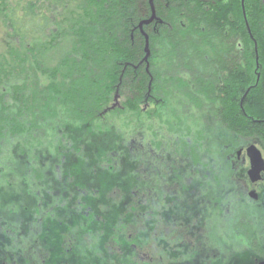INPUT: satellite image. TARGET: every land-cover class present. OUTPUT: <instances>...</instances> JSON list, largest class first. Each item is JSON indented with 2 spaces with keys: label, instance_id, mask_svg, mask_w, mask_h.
<instances>
[{
  "label": "trees",
  "instance_id": "obj_1",
  "mask_svg": "<svg viewBox=\"0 0 264 264\" xmlns=\"http://www.w3.org/2000/svg\"><path fill=\"white\" fill-rule=\"evenodd\" d=\"M71 2L0 0V193L13 190L16 206L30 199L37 222L42 190H71L59 178L78 171L80 190L103 189L104 184L105 190L129 192L121 198L80 196L81 224L86 211L96 215L103 202L111 207L104 229L94 225L91 253L98 255L100 247L115 239L121 251L110 258L112 264H140L133 246L145 252L155 243L160 256H171V156L176 169L181 167L175 175H184L190 158L198 176L212 172L209 162L219 158L217 134L200 126L196 132L186 130L184 110H200L201 95H211L218 100L208 105L220 108L231 131L264 136L263 24H250L257 54L245 68L230 69L217 46L254 44L241 0H231L225 8L219 0H154L156 20L144 26L151 54L145 62L146 39L139 25L152 15L149 0H80L70 8ZM245 10L248 14V0ZM229 13L239 24L233 30L239 33L236 40L232 32L227 37L220 31ZM67 40L70 50L59 55ZM174 93L183 97L171 101ZM117 94L123 102L114 107ZM70 157L76 170L69 174ZM227 167L224 174H232ZM230 184L224 203L232 199ZM64 198L55 197L59 211ZM211 198L215 207L216 198ZM206 210L211 216L218 212ZM232 246L224 243L222 249L228 253ZM96 260L89 264H104Z\"/></svg>",
  "mask_w": 264,
  "mask_h": 264
},
{
  "label": "flooded vegetation",
  "instance_id": "obj_2",
  "mask_svg": "<svg viewBox=\"0 0 264 264\" xmlns=\"http://www.w3.org/2000/svg\"><path fill=\"white\" fill-rule=\"evenodd\" d=\"M219 1L223 8L231 2V0ZM241 5L244 25L254 44L253 47L241 44L217 46L219 58L230 69H234L236 65L245 68L247 61L258 52L251 26L253 28L256 22H262L264 28V0H248V14L245 10V0H241ZM230 19L231 21H229ZM235 21V18L229 13L228 21L220 22V31L223 36L228 37L232 32L233 36H236L235 40L237 39L239 33L238 31L233 32V30L236 27L238 29L239 24L238 22L235 24ZM227 40L228 38H225L224 41ZM246 52L251 54L246 56ZM256 61H258L257 56ZM258 69L259 65L257 64ZM259 80L260 74H257V82ZM182 97L181 94H171V101L179 100ZM201 98L204 104L200 110L189 107L186 111L184 110L183 115L184 118H187L186 122L188 123L187 130L190 129L191 124L197 125L192 122V117H190L191 111H195L198 115L193 114V117L200 119L199 126L203 131L218 135V138L216 135L217 147H214V151H217L216 155L219 158L209 162L212 172L201 173L198 176L192 173L193 162L190 158H186L184 162L185 165H188L184 170V175H175V171L180 170L181 167L176 169L175 156H171V264H239V258H243L245 255L251 260L249 264H264V169L260 173V180L256 183H252L249 176L253 162L251 149L258 151L264 165V136L251 132L231 131L222 121L220 108L212 105L210 107L207 103L214 99L218 100V98L211 95L209 97L201 95ZM250 121L251 123L260 122L254 119H250ZM225 133L227 134L226 138H224ZM171 149L175 154V147L172 144ZM74 165L73 161H68L66 172H73ZM205 165L207 164L205 163ZM245 165H248V169L243 171L242 167ZM225 166L229 167L227 169H231L232 174H224ZM198 177L201 179H197ZM59 181L65 187L71 186V190L43 189L41 193L43 195L39 200L41 210L38 216L40 219L37 222L33 220V202L30 199L24 198L27 204L16 206L14 195V200L10 204L0 205V264H32V261L39 264H89L91 261H97L96 259L99 260L98 262L103 261L104 264H112L110 258L121 251L114 243L115 239L106 242L103 248L100 247L99 254L96 256L88 248L89 245H93L91 240L96 233L93 231L94 225L104 229L111 214V207H106L107 203L103 202L96 215L90 216L91 213L86 211L85 223L81 224L78 216L80 212L79 198L89 194L103 196L107 199L121 198L129 195V192L124 189H114V191L113 189H96L91 190L92 193L90 190H80L79 187L82 183L78 171L71 173L69 177L62 176ZM228 182L232 183L230 191L238 196L234 203L237 206L232 207L234 214L231 220L222 223L220 212L211 216L212 211L207 212L206 209L218 210L224 206L223 195ZM13 192L12 190L11 194L6 193V196L13 195ZM2 195L3 192L0 193V198ZM59 195L65 197L62 200V211H59L60 204L55 201V197ZM181 197L184 200H181ZM209 197L216 198L214 199L215 207L212 206L213 198L208 199ZM193 198L201 201L203 206L199 202L195 203ZM180 200L181 203L186 202L187 206H182L184 203L177 206L176 203ZM55 211H57V216L53 215ZM241 212H246V216L242 217L243 213ZM208 219L211 220V223ZM218 226L228 227L227 233L233 241L232 249L227 247L228 253L222 249L225 242L230 245L227 241L224 242V238L221 236L223 232L217 229V236L213 233L212 228L216 229ZM81 227L82 232L80 231ZM209 229L212 230L211 237H209ZM101 234L102 232L98 233V242ZM133 250L140 259V264H159L148 261L151 258L145 256L151 253L155 254L156 251L158 253V249L151 246L144 252L142 247L133 246ZM239 254L241 256L238 258ZM236 258L238 259L235 262ZM145 260L147 263H144Z\"/></svg>",
  "mask_w": 264,
  "mask_h": 264
},
{
  "label": "rangeland",
  "instance_id": "obj_3",
  "mask_svg": "<svg viewBox=\"0 0 264 264\" xmlns=\"http://www.w3.org/2000/svg\"><path fill=\"white\" fill-rule=\"evenodd\" d=\"M79 1L80 0H73V2H71V4L69 5L70 6V8L71 7H78V5H79ZM61 11V10H60ZM3 35H4V28L2 27V25L0 24V44L2 43V41H3V39H4V37H3ZM57 50H58V48H57ZM70 50V41L69 40H67L66 42H64L63 43V45L62 46H60L59 47V55H63V54H65L67 51H69ZM56 53V51L55 52H53L52 53V56H53V58H54V60L53 61H55V58L57 57V55L55 54ZM123 102V99H119V104H121ZM189 114V113H188ZM191 116L190 117H192V122H194V123H196L197 125H194V124H191V126H190V129H189V131L191 130V129H194L193 130V132H196L197 130H199V125H200V123H201V121H200V119H198L197 117H193V114H197L198 115V113L197 112H195V111H191ZM176 125L177 124H175V125H171V129L172 130H175L177 127H176ZM187 130V129H186ZM97 152L98 151H101L100 149L99 150H96ZM75 160V158L74 157H70L69 159H68V161H74ZM248 169V165H245L244 167H242V170L243 171H246ZM244 176H246V175H244ZM113 181H114V183H118L119 182V180H117V178H114L113 179ZM102 186V188L104 189V184H101ZM109 189V188H108ZM114 189H118V187H115V188H113V191H114ZM107 190V189H106ZM232 193V199H231V202L230 203H227V202H225L223 205V207L221 208L220 207V209H218L217 211L218 212H220L219 213V215H220V221L222 222V223H226L227 221H230L231 220V217H233V214H234V210H233V206H237V205H235L234 203L236 202V200H237V194H233V192H231ZM12 196H13V198H12ZM194 200H195V203L196 202H199L200 203V205L201 206H203V204H201V201H199L198 199H196V198H193ZM14 200V192H13V195H10L9 197H7L6 196V191H4L3 192V195H2V198H0V205H8V204H10V202L11 201H13ZM21 200V199H20ZM184 200V199H183ZM223 200H224V195H223ZM207 202H208V200H207ZM183 206H185V204L183 205ZM221 210V211H220ZM217 212V213H218ZM241 213H243L242 214V217L243 216H246V212H241ZM21 216H22V213H21ZM209 223H211V220H210V222ZM219 227V226H218ZM212 228V230L214 231L213 233L215 234V236H217V229L219 230V231H221V232H223L222 234H221V236H222V238H224V242L225 241H227L230 245H233V241H232V238L231 237H229V235H228V233H227V230H228V227L226 226H223V227H219V228ZM226 243V242H225ZM38 245V244H37ZM152 247L153 248H156V249H158V253H157V251L155 252V254L154 253H151L150 255H145V256H148L149 258H151L150 260H148V261H151L152 263H160V264H167V262H168V260L169 259H171V256H160V248H158V247H160V245L157 243H155V244H153L152 245ZM101 249V248H100ZM240 254H243V253H240ZM238 255V258L241 256V255ZM244 255V254H243ZM232 258V257H231ZM230 258V259H231ZM238 258H236L235 259V262L237 261V259ZM166 259H168L167 261H166ZM234 259V258H233ZM250 258H248V256L247 255H245L243 258H239V264H249L250 263ZM144 263H147L146 262V260H145V262ZM32 264H39V263H35L34 261H32Z\"/></svg>",
  "mask_w": 264,
  "mask_h": 264
},
{
  "label": "water",
  "instance_id": "obj_4",
  "mask_svg": "<svg viewBox=\"0 0 264 264\" xmlns=\"http://www.w3.org/2000/svg\"><path fill=\"white\" fill-rule=\"evenodd\" d=\"M150 1V6H151V10H152V15L148 20L143 21L140 25L139 28L141 29V31H143L145 39H146V45H145V53L146 56L144 58L145 62H148L149 58H150V44H149V37L148 35L144 32V26H148L150 24H152L155 20H156V12H155V8H154V0H149ZM119 95L117 94L115 97V105L114 107L118 106L119 104ZM253 153V162H252V170L249 173V176L251 178L252 183H256L258 180H260V173L263 171L264 169V165H263V161L261 160V158L259 157V153L257 150L255 149H251V151Z\"/></svg>",
  "mask_w": 264,
  "mask_h": 264
}]
</instances>
